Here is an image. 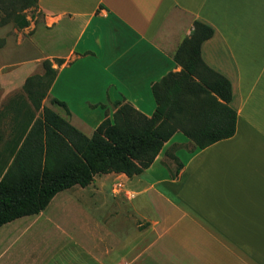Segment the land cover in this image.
Returning a JSON list of instances; mask_svg holds the SVG:
<instances>
[{"label": "crops", "instance_id": "crops-1", "mask_svg": "<svg viewBox=\"0 0 264 264\" xmlns=\"http://www.w3.org/2000/svg\"><path fill=\"white\" fill-rule=\"evenodd\" d=\"M39 10L44 26L20 32L19 46L30 39L36 67L51 62L57 74L43 105L79 130L93 134L120 102L151 117L152 86L182 70L174 54L196 20L215 30L201 55L231 82L237 129L192 155L178 177L152 179L141 193L154 191L158 215L137 228L135 185L146 183L147 170L97 175L88 187L59 192L39 214L3 225L0 264H264V0H39ZM12 71L0 82L5 94L31 76L13 81ZM11 117L0 123V145ZM122 178L110 215L132 205L131 242L94 206Z\"/></svg>", "mask_w": 264, "mask_h": 264}, {"label": "trees", "instance_id": "trees-1", "mask_svg": "<svg viewBox=\"0 0 264 264\" xmlns=\"http://www.w3.org/2000/svg\"><path fill=\"white\" fill-rule=\"evenodd\" d=\"M27 11L43 15L39 0H0V27L12 23L19 30L27 28ZM214 34L211 26L193 22L192 34L174 54L182 70L152 86L156 107L151 117L120 102L91 137L43 105L57 74L44 61V74L29 76L24 94L0 109V121L10 115L13 121L9 140L0 145V228L39 214L59 192L88 187L97 175H141L177 133L194 143L191 156L233 137L238 115L230 106L231 82L201 55Z\"/></svg>", "mask_w": 264, "mask_h": 264}, {"label": "rangeland", "instance_id": "rangeland-1", "mask_svg": "<svg viewBox=\"0 0 264 264\" xmlns=\"http://www.w3.org/2000/svg\"><path fill=\"white\" fill-rule=\"evenodd\" d=\"M26 15H27V19L29 20V26L27 28L30 29L33 23L35 24L36 27L44 26L43 15L38 14L37 12L31 13L30 11H27ZM27 28L19 30L12 23L4 27H0V82L2 83L3 82L5 83L4 75L9 73L11 70H13L12 71L13 76L11 77L13 81L18 80V78L21 77V75L23 76V78H26L27 75H31V76L43 75L45 72L43 62L39 64L37 63V67L33 63V60L36 58V56H38V51L37 50L34 51L31 48L30 39L25 40V42H23V45L19 46L20 45V43L18 42L20 36L19 33L27 32L28 30ZM42 33L45 35L44 32ZM42 47L47 48L48 43L43 44ZM23 63L30 65H26V64L24 65ZM5 65L11 67L9 68ZM25 73H27V75ZM23 94H24L23 85L22 87L19 88L18 91L12 94H5L4 92H2V88L0 86V109H2L3 106L7 104L15 96L23 95ZM39 114L40 113H37V116H39ZM7 117H11V116H7ZM0 123H2V120L0 121ZM12 124L13 121L12 119H10L8 121L7 127L4 130H11ZM0 130H2V128ZM82 132L89 137L92 136V134L90 132H87L86 130H83ZM194 148L195 145L192 141L186 139L181 133H177L171 139V141L164 146L163 151L155 161V166H152L150 169H148L145 172L146 177L143 178L146 181V183L143 182V184L135 185V189H137L135 191L140 192V196L138 197V199L136 200L137 195L134 196L133 193H128L124 191L125 192L124 195L126 199L129 198L131 200H136L134 201L136 203L134 207V215H133L134 223L143 220L144 217L151 218L152 216L156 217V215H158L156 210L157 207L156 202L159 200L158 197L155 196L154 191H147L141 193L143 192V189L146 188L148 184H150L152 179H163V178L165 179L170 177L172 178L178 177V175L181 173L183 169L181 167L182 164H185L189 160V158L191 157V152L194 150ZM122 179H118L113 183L112 191L109 194V196L106 195L103 204L99 201L100 200L99 199L97 205L94 204V206L103 207V211L100 213L99 217H102L104 221L107 219L106 221L108 224L110 222L113 225L116 224L119 227V231L123 229V237H125L126 240L128 239L127 240L128 242H131L132 234H133V232L131 231L132 214L127 213V210L131 212L132 205L122 207L120 210L121 211L120 216L118 217H116L115 215L113 216L110 215L115 210V206H113V202L111 201V199L115 194H119L120 192H122V191L120 192L115 191L117 184L122 183L123 185L122 188H123L124 185L126 184V183L124 184V182H128L126 179L123 180ZM122 188L120 189L122 190ZM127 218L129 220H127ZM119 222H121V227L118 224ZM141 223H145V222L140 221L136 223V228H137V224H141Z\"/></svg>", "mask_w": 264, "mask_h": 264}, {"label": "built area", "instance_id": "built-area-1", "mask_svg": "<svg viewBox=\"0 0 264 264\" xmlns=\"http://www.w3.org/2000/svg\"><path fill=\"white\" fill-rule=\"evenodd\" d=\"M122 183H119V184H117V186H116V188H115V191L117 192V191H119L120 190V188H122Z\"/></svg>", "mask_w": 264, "mask_h": 264}]
</instances>
